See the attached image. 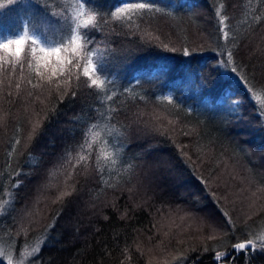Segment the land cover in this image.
Here are the masks:
<instances>
[{
	"label": "trees",
	"instance_id": "1",
	"mask_svg": "<svg viewBox=\"0 0 264 264\" xmlns=\"http://www.w3.org/2000/svg\"><path fill=\"white\" fill-rule=\"evenodd\" d=\"M79 3L0 0V41L59 46ZM85 10L103 90L84 49L42 76L30 40L0 51V247L13 264H264L260 241L234 247L264 234V0Z\"/></svg>",
	"mask_w": 264,
	"mask_h": 264
},
{
	"label": "snow or ice",
	"instance_id": "2",
	"mask_svg": "<svg viewBox=\"0 0 264 264\" xmlns=\"http://www.w3.org/2000/svg\"><path fill=\"white\" fill-rule=\"evenodd\" d=\"M9 3H14L15 0H8ZM89 0H80L78 9L73 13L72 16V25H71V34L68 37V40L66 42H61L59 46L56 47H46L42 41L40 40L39 36L36 35H29L27 28L17 37L15 38H8L6 40L0 41V51L7 52L9 56L16 58V60H19L21 57L24 46L26 43L30 40L32 45L34 47L31 48V53H32V58L36 61V64L34 66L36 74L41 75L42 73L40 72V66H41V61L44 62L45 67H47V62L52 58L55 57L58 61L60 60V54L62 49H65L69 47L70 45L74 46L72 48L73 52H76L77 49H84L83 52V58H84V63L82 66V72L83 76L88 79L90 82V86H94L98 89L103 90V85H104V80H101L100 77L103 75V66L97 62H93V56L95 53L87 48V44L89 43V37L87 33L82 34L79 29L83 26L84 28H87L89 25H93V22L96 20V15L95 13L88 12L86 15V10L85 6L88 4ZM4 7L3 4H0V8ZM137 8L139 9H146L149 7V5L145 3H139L136 5ZM125 9L123 7L118 8L115 12L112 13L113 16L119 18L121 13ZM225 17H221L220 23L224 24ZM94 26V25H93ZM228 33L225 32L224 36L227 37ZM39 52L41 55H36V53ZM188 52H185V55H188ZM228 56V61L232 60V53L229 52L227 54ZM2 59V58H0ZM11 62V61H10ZM67 64L71 65L72 64V59H68ZM30 67H33V65H29ZM75 67L79 68L81 67L79 60ZM232 71H235V68L232 69ZM94 73H97V75H93ZM35 87V85H33ZM251 91V90H250ZM75 95V93H73ZM254 95V93H253ZM111 97L109 96V99ZM262 114H264V108L258 109ZM106 127V126H105ZM93 129H96L95 133L92 132ZM101 130V127L97 125H92L91 128L89 129V133L86 134H95L99 135V132ZM110 134V131H109ZM105 144H107V141H105ZM112 153H108V156H111ZM108 156L105 158L107 159ZM113 163L115 160L112 161ZM69 193H63L62 195H67ZM107 219V217H105ZM261 242V247H264V234H260L256 237V239H248L244 242H238L234 245L236 250H245L248 248H256L257 243L256 241ZM37 249H33V251H36ZM7 257L8 264H13V257L11 254V249L9 248L7 251L0 247V257ZM17 264H23V258H21L20 261L17 262Z\"/></svg>",
	"mask_w": 264,
	"mask_h": 264
},
{
	"label": "rangeland",
	"instance_id": "3",
	"mask_svg": "<svg viewBox=\"0 0 264 264\" xmlns=\"http://www.w3.org/2000/svg\"><path fill=\"white\" fill-rule=\"evenodd\" d=\"M21 34V33H20ZM19 34V35H20ZM18 35V36H19ZM43 43V42H42ZM44 44V43H43ZM46 47H56V46H53V45H46V44H44ZM39 53V52H38ZM30 55V57H32V53H30L29 54ZM4 58H8V54L6 55V57H4ZM66 58H68L67 57V54H64V56L62 57V60H61V63H63L64 62V60L66 59ZM30 60V59H29ZM31 61V65H32V60H30ZM51 62H54V61H52V60H49L48 62H47V65H48V67L50 66V65H52L54 68H56V67H58L59 66V62H57V63H52L51 64ZM33 63H35L36 64V61L33 59ZM44 65V62L43 61H41V66L40 67H45V66H43ZM41 69V68H40ZM29 70V68L27 69V70H24V71H28Z\"/></svg>",
	"mask_w": 264,
	"mask_h": 264
}]
</instances>
